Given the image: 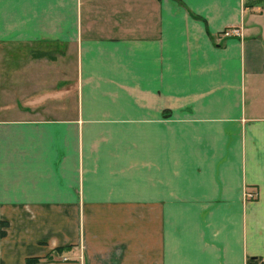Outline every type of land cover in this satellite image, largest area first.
<instances>
[{"label":"crops","instance_id":"obj_1","mask_svg":"<svg viewBox=\"0 0 264 264\" xmlns=\"http://www.w3.org/2000/svg\"><path fill=\"white\" fill-rule=\"evenodd\" d=\"M0 264H264V0H0Z\"/></svg>","mask_w":264,"mask_h":264},{"label":"built area","instance_id":"obj_2","mask_svg":"<svg viewBox=\"0 0 264 264\" xmlns=\"http://www.w3.org/2000/svg\"><path fill=\"white\" fill-rule=\"evenodd\" d=\"M223 33H225V34L241 35L240 29H237V28H230V29L223 30Z\"/></svg>","mask_w":264,"mask_h":264}]
</instances>
